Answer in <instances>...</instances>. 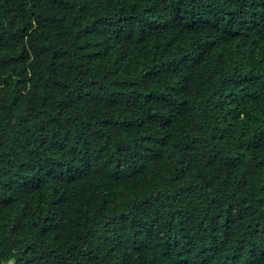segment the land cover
Masks as SVG:
<instances>
[{"label": "trees", "instance_id": "obj_1", "mask_svg": "<svg viewBox=\"0 0 264 264\" xmlns=\"http://www.w3.org/2000/svg\"><path fill=\"white\" fill-rule=\"evenodd\" d=\"M0 264H264V0H0Z\"/></svg>", "mask_w": 264, "mask_h": 264}]
</instances>
